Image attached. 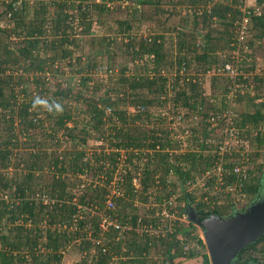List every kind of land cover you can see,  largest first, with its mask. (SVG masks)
Listing matches in <instances>:
<instances>
[{"label":"trees","instance_id":"obj_1","mask_svg":"<svg viewBox=\"0 0 264 264\" xmlns=\"http://www.w3.org/2000/svg\"><path fill=\"white\" fill-rule=\"evenodd\" d=\"M246 1L175 0L180 7L186 5L189 13L178 25V50L170 59L176 74L170 81L164 68L174 51L168 47L171 41L167 45V32L175 27L165 26L166 20L159 17L180 12L169 9L172 0H0V23L5 20L4 26L0 24V264H61L63 250L71 241H78L75 245L84 254L78 264H152V251H160L162 256L160 263L153 260V264H178L198 255L202 264H210L204 249L197 253L188 246L187 239H193L205 248L194 233V223L182 227L175 220L168 230L157 209L162 211L176 186L181 188L180 194L167 208H177L179 215L189 203L204 216L225 215L232 207L218 196L197 201L183 190L187 179L214 165L211 152L215 149L216 153L222 137L213 141L211 117L218 127L231 117L226 112L231 107L227 94L235 84L242 85L234 100L243 109L231 117L230 126L238 129L240 141L232 154H241L248 137L253 152L246 154L247 160L225 162L223 178L234 183L233 166L254 163L253 158L263 154L264 76L254 69L256 52L264 47V0H252L260 8L253 12V7H246L249 14L241 9ZM121 2H127L129 11L116 19V26L119 32H126V40L113 36L96 40L94 33L81 40V35L92 34L102 16L121 9ZM243 15H249L250 22L244 40L238 42L236 29ZM139 19L153 24L147 36L136 40L130 31L133 21ZM199 23L207 29L205 33L198 32ZM179 34H185L184 38ZM87 43L91 47L99 44L100 49L86 52ZM243 44L242 55L249 61L241 60L235 76L225 74L222 68L233 61L232 50ZM120 54L129 56V62L117 71L114 60ZM193 67L200 74L213 70L209 95H204L201 77L188 74ZM102 68L108 80L92 84L93 70ZM54 79L58 81L54 83ZM161 109H171L170 129L155 127V121L167 122L168 115L154 114ZM181 110H185L183 115ZM191 116H199L195 124H200L199 129L194 123L189 126L186 140L193 148L174 156L170 150L174 143L180 146L181 140L167 136L178 118L181 122ZM140 122L152 126L147 129ZM105 124H110L108 141L114 151L100 147L88 152L87 140L102 139ZM60 131L71 142L70 148L59 149L62 144L56 136ZM121 150L131 164V168L124 165V172L119 167ZM134 158L145 164L140 171ZM263 169L264 162H256L241 182V191L250 199L260 191ZM117 172L119 179L114 180ZM157 172L159 181L154 177ZM170 172L178 183L166 181ZM168 185L172 186L169 191ZM154 186L166 193L151 194L156 191ZM105 214L117 222L108 224L106 231L101 229ZM138 219L139 225L150 223L161 231H137ZM118 223L131 228L122 231L114 225ZM260 242L264 243V234L241 249L234 264L264 263V245L263 262L244 255Z\"/></svg>","mask_w":264,"mask_h":264},{"label":"rangeland","instance_id":"obj_2","mask_svg":"<svg viewBox=\"0 0 264 264\" xmlns=\"http://www.w3.org/2000/svg\"><path fill=\"white\" fill-rule=\"evenodd\" d=\"M96 1H100V0H96ZM173 1V4H169L168 7H170L169 9H171L173 7V9H181L179 13H174V14H170L168 16H162V17H159V20L162 21V20H166L165 22V26L171 28V27H175V30H169L167 32V37L169 38L167 40V45H169V42H170V45L168 47H170L171 50L174 51V54L172 57H169L168 60H167V65L166 67L164 68V75L166 76H170V79L168 80H172L173 76L176 74V66L175 65H171L170 63V59H173V57H176V52H177V40H178V37L177 36V29H178V25L182 20L183 17H185L189 12L188 11V8H186V5H182L180 7V5H177V4H174L175 3V0H172ZM31 2V1H30ZM247 3L249 5H251L253 3L252 0H247ZM121 9L117 10L116 12H110L109 14H105L104 16H102L100 18V21L101 22H98L95 24V27H94V30L91 31V33L89 34H83L81 35V32L79 30V28H76L78 34L80 33V37L82 38L81 40H86L88 38H91L93 37V33H94V38L97 40L99 39L100 37H111L113 36L114 38H117L118 40L119 39H127L126 37L127 36H124V34H126V32H119V28H117L116 26V19H122L123 17H126L127 16V13H128V9L125 7L127 6V2H121ZM130 4V3H129ZM128 4V5H129ZM143 11L146 9L148 10L147 8L143 7L142 8ZM153 19H157L156 16H153L152 17ZM5 20H2L1 21V25L4 26L5 25ZM152 20L149 22V21H143V19H139V20H136V21H133L132 23V30L130 31L131 35H133L134 37H136V40H138L139 38H143L145 36H147V34L149 33V28L150 26L152 25ZM155 25V24H154ZM250 27V26H249ZM190 28V27H188ZM118 29V30H117ZM197 30L198 32L201 34V33H205V31L207 30L205 27L203 28L201 26V24L199 23L198 24V27H197ZM154 32V31H153ZM180 35V38H184V35ZM170 37H171V40H170ZM185 37H188V36H185ZM13 38H11L12 40ZM200 42V35L197 37V49L200 50V46H198ZM86 52H91V53H95L96 49H100V45L97 44V45H93L92 47L89 45V43L86 44V47L84 48ZM246 50V47H244V44L242 45V48H240L239 50L238 49H233L232 50V56H234L233 58V61H229L231 64H233V67H234V72H227V71H224L225 74H228L230 76H235L239 70L237 69V67L240 65V62L241 60H247L249 61V58L247 57V59H244L243 55H242V52L241 51H245ZM121 50H119L117 53H120ZM185 51H182L181 54H183ZM78 54H80V50H78L77 52ZM188 57L190 56L191 57V54H188L187 55ZM256 56L257 57V65H256V68L254 69L255 71H257L258 73H260L261 76H264V47H263V50H258L256 52ZM115 69L117 71L120 70V68L125 64V63H128L129 62V56H123V54H120V55H117L115 56ZM131 64V63H130ZM66 67V66H64ZM68 69V67H66V70ZM114 69V70H115ZM180 72V76L182 77L183 74H185L183 68H181L179 70ZM198 71V72H197ZM221 71V70H220ZM105 68H102V69H97V70H93L92 72V81L91 83L93 84L94 82L96 81H106L108 80V74L105 73ZM201 70L198 69V70H195L194 67L191 69V71L188 73V74H193V75H198V77L200 76L201 79H202V90L204 91V95H209L210 92H211V77L213 76V70H209L207 73H204V74H200ZM241 72V71H240ZM118 73V72H117ZM58 80L54 79L53 82L56 83ZM108 82V81H107ZM242 85L241 84H235L234 87H232L228 94H227V98L228 100L230 99V106L229 109L226 111L227 113H231V117L233 116L234 113H238L239 111H242V104H237L235 103V97H236V93L237 91L239 90V88H241ZM258 100H261V99H258ZM167 107V105L165 106V108ZM130 109H133L132 107H130ZM171 111L170 110H164V109H161V111L159 110H156L154 114H158L160 112V114L162 115H168V118H167V122L166 123H163V125H161L160 123H157L155 121V127L156 128H159V129H164L165 126H168V128L170 129V127L172 126V124H170L169 122V118L172 117V114L169 113ZM182 111V112H181ZM179 113L183 115V113L185 112V110H181ZM174 116V115H173ZM199 116H196V117H189L190 119H185L184 121H181V122H178V120L173 124V127L171 129V132L169 133V135L167 137H169V139L171 140H181V145L178 146L176 143H174V146L173 148H171L172 150H170V153L172 152L173 155H184L187 151H189L191 148H193L192 144H189L187 143V140L186 138L188 137V134H189V131L190 130V127L192 126L191 123H194L197 122L199 120L198 118ZM231 117L227 116L226 117V120H224V125L222 127H218L217 125V122H213V120L211 121L210 123V132H211V137L213 139V141H215L217 139V137L219 138H224L225 136V130L227 128V125H230L231 123ZM209 120V119H208ZM192 121V122H191ZM210 122V121H209ZM140 124L146 126V128L148 129L149 126L152 124H149L147 126V123L144 122V124L142 122H140ZM110 125V124H109ZM108 124H105L103 127H102V130H104V137L102 139H96V138H89L86 142V145H85V148L87 149L88 152H92L94 150H97L98 148L102 147L101 150L105 151V152H112L114 151L115 148H113L111 145H109V141H108ZM196 128L199 129L200 127V124H195ZM150 126V127H151ZM190 126V127H189ZM194 126V125H193ZM181 127H184L183 130H181ZM215 127V128H214ZM236 128V127H235ZM237 129V128H236ZM261 130L264 131V123L262 124ZM238 130V129H237ZM175 131V132H174ZM199 131V130H198ZM199 134V133H198ZM254 134V133H253ZM252 134V135H253ZM251 135V136H252ZM57 138H59L61 140V146L59 147V149H66V148H70L71 147V142L70 141H66V134L63 133L62 131H60L58 133V135L56 136ZM180 138V139H179ZM228 141V140H227ZM227 141L225 143H227ZM239 138L238 137H235L234 139H232L230 141V145L228 147V149L226 147H224V145L221 146V148L219 149V154H218V160L220 161V158L224 156L225 153L229 154V152H231V150L233 148H237L238 145H240L239 143ZM244 145L246 146L247 148V151L241 149L240 150V155L236 156V155H227L226 156V159L227 161H235V160H238V161H241L242 159L244 160H247L248 158L246 157V154L247 153H250V152H253V148H251L249 146V137L246 138V140L244 141ZM78 147H82V146H78ZM264 149V148H262ZM100 150V149H99ZM224 152V153H223ZM206 154V152H204ZM120 154H123L121 157H120V165L119 167H121V171L123 170V168L125 167L124 165L128 166L129 168H131V164L130 162L126 163V155L124 153L123 150L120 151ZM215 154V155H214ZM211 155L212 157L216 158V153H215V149L211 152ZM143 157H146L145 155ZM244 157V158H243ZM174 157L171 156L169 159L172 160ZM155 160V163H157V159H154ZM254 160V163L253 161L250 163H243V165L245 166V168H247V171H248V168H253L254 167V164L256 162H264V150H263V154L260 155L259 157L257 158H253ZM133 163L135 164L136 168H137V171H140L144 166L141 164L138 163L137 159L134 158L133 159ZM154 163V164H155ZM207 171L204 172V174L206 172H209L210 175H211V172H212V166L211 168H207L206 169ZM124 172V170L122 171ZM70 176V175H69ZM156 181H159L158 177H159V173L157 172L156 175L154 176ZM202 175L201 174H195L194 177L192 179H187L186 182H184V192H190L192 193L193 195L196 196V200H200L202 199L203 201H210V197H211V194L208 193V197L206 199H204V195L206 194V188H204V186H200L198 184V181H200ZM84 177H82L81 179H83ZM87 178L90 179V177L88 176ZM86 179V178H85ZM261 180H262V186H261V194L264 193V185H263V180H264V169L261 173ZM166 181L167 182H175V183H178V180H177V176H174V174H172V172H170L167 176H166ZM187 181H190L189 183H187ZM178 185V184H177ZM154 188H156L154 186ZM172 186L168 185L167 187V190H171ZM153 189V188H152ZM151 189V190H152ZM180 191H181V188L179 189L178 186H176L173 190V193L170 195V197L172 198H175L177 195L180 194ZM155 192H158L159 194H165L166 191H163V189L160 190V188H156V191L155 189H153V191L151 192V194L155 193ZM154 195V194H153ZM240 196L241 195H238L237 193H235V190L233 191H226V192H222L221 195L219 196L218 199H220L222 202L225 201L224 199H226V201L228 200L230 202L229 206L231 205L232 207H229L228 209V212L227 214L225 215H229L231 214L232 212L234 211H237L239 209V207H242L244 204H248V202L250 201L249 204H251L256 198H258V195L254 196V198H249V196L247 194H245V197L243 198V204L242 202H240ZM227 197V198H226ZM226 201L224 203H226ZM248 204V205H249ZM138 206H139V212L141 213V216H144L145 215V212H144V209L143 207L138 203ZM164 208V205L162 204V209ZM161 209V210H162ZM240 210V209H239ZM157 211H159L158 213H160V209H157ZM178 216L181 218V220H178L181 224L182 227H185L186 225H188L189 223V220L188 218L184 215V214H181ZM164 224H166L167 222L163 221ZM163 224V225H164ZM163 225H161V227L163 228ZM195 227H194V233L196 235H199L202 240H203V234H202V230L201 228L195 224ZM178 226V225H177ZM154 231H152V233L154 232H159L161 231L160 228H153ZM187 241L189 242L188 243V246L190 247H193L195 248V251L197 253H200L202 251V249H204L203 251H206L207 252V248L205 246V248H201L200 245H198L193 239H187ZM204 241V240H203ZM75 243L77 244V242L75 241H71L69 245L66 246V248L63 250V260L61 262V264H78V262L84 257V254L83 252H80L78 250V247L75 245ZM263 245L264 243L263 242H260L258 243L254 248L252 249H248L244 255H252V256H255L259 261H262L263 262V257H262V252H261V248H263ZM196 257H199V258H188V259H185V260H181L178 264H202V258L200 255L196 256ZM150 259L152 260V264H153V260L156 261L157 263H160V260L162 259V256L160 255V251H157V252H151L150 254Z\"/></svg>","mask_w":264,"mask_h":264},{"label":"water","instance_id":"obj_3","mask_svg":"<svg viewBox=\"0 0 264 264\" xmlns=\"http://www.w3.org/2000/svg\"><path fill=\"white\" fill-rule=\"evenodd\" d=\"M184 214L201 228L210 264H232L241 249L264 234V198H256L229 215L209 213L199 217L188 204Z\"/></svg>","mask_w":264,"mask_h":264},{"label":"built area","instance_id":"obj_4","mask_svg":"<svg viewBox=\"0 0 264 264\" xmlns=\"http://www.w3.org/2000/svg\"><path fill=\"white\" fill-rule=\"evenodd\" d=\"M251 6L253 7V12H257L259 11V6H257L254 2L249 5L247 3V1L245 2V4L242 6V11H245L246 13L249 14V10H246V7ZM250 19H249V15H243L241 21L239 22V25L237 26L236 29V37H237V41L238 42H242L245 38V35L247 34V28L249 25ZM223 71H227V72H234V67L233 64H231L230 62H226L222 68ZM213 120V122H216V118L213 116L211 117V121ZM238 135V130L230 125H227V128L225 130V136L224 138H221V141L217 147L216 150V158L214 161V165L212 166V172L211 175L209 172H206L205 174L202 173V177L200 179V181H198V184L200 186H204V188H206V194L204 195V199H206L208 197V193L211 194L212 196H220L222 192H226V191H234L235 193H237L240 196V202H242L243 204V198L245 197V193L241 191V182L245 179L248 178V171L247 168H245V166L243 165L244 162H241L242 164H236L233 166L232 168V172L234 175H236L237 180L234 183L228 182L227 180H225L223 178V168L225 166V162H228L226 159L227 155H232L233 151L231 150V152H229V154L225 155L223 157L220 158V161L218 160V154H219V149L221 148L222 145H224V147H226L228 149L229 145H230V141L232 139H234L236 136ZM180 139V138H179ZM228 140V141H227ZM227 141V143H225ZM243 150L247 151L246 146L243 148ZM224 153V152H223ZM244 158V157H243ZM244 159H242L243 161ZM232 162V160L230 161ZM207 171V170H206ZM139 174V172H138ZM119 179V172H117L114 175V180ZM133 183L135 185H138V179L136 177H133ZM190 181H187V183H189ZM115 190L113 189L111 193L114 194ZM227 198V197H226ZM175 198L169 197L167 200L164 201V208L162 209V211L160 212V215H162L163 219L166 223V228L168 230H171L174 221L175 220H181V218L178 216L179 210L177 208L171 209L169 210L170 204L173 203ZM196 200V198H195ZM112 203L110 201V199L107 200V207H111ZM157 214V213H156ZM185 215V214H184ZM117 223L116 221L113 220V218L110 217V215L105 214L102 218V222H101V229L106 231L107 230V225L108 224H113V223ZM140 221L138 219L137 225L135 226V229L139 232L145 231L147 233H151L152 231H154L153 225L150 223H143L140 224ZM116 226V228L123 230L126 229H130V226H124V225H120L118 224H114Z\"/></svg>","mask_w":264,"mask_h":264},{"label":"flooded vegetation","instance_id":"obj_5","mask_svg":"<svg viewBox=\"0 0 264 264\" xmlns=\"http://www.w3.org/2000/svg\"><path fill=\"white\" fill-rule=\"evenodd\" d=\"M263 181H264V180H263ZM263 185H264V182H263ZM261 186H262V185H261ZM260 190H261V187H260ZM257 195H258V198H264V193L261 194L260 191H259V193H258ZM253 198H254V197H253ZM249 203H250V201L248 202V204H249ZM248 204H247V203L244 204L242 207H239V209H240V210H243ZM188 205H190V206H192V207L194 208V206H193L191 203H189ZM194 209H195V208H194ZM239 209H238V210H239ZM195 211L197 212L196 209H195ZM197 214H198L199 217H201V216L203 217V216H204V215L199 214L198 212H197ZM219 215H220V214H219ZM205 216H206V215H205ZM234 261H235V260L232 261V264H234ZM247 264H257V262H255V261H254V262H252V261H248ZM259 264H264V263H259Z\"/></svg>","mask_w":264,"mask_h":264}]
</instances>
